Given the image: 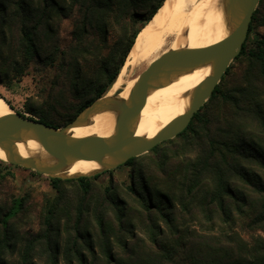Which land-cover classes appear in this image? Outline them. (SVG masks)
<instances>
[{"label":"trees","instance_id":"obj_1","mask_svg":"<svg viewBox=\"0 0 264 264\" xmlns=\"http://www.w3.org/2000/svg\"><path fill=\"white\" fill-rule=\"evenodd\" d=\"M165 1L0 0V83L39 69L42 94L19 113L62 128L108 93ZM70 18L72 41L62 48L60 26ZM258 28L264 0L236 59L245 57L247 69L230 84V67L177 137L186 148L174 155L178 165L165 155L124 189H98L101 175L51 179L59 196L47 202L37 234L18 246L12 221L25 199L0 218V264H264V35L247 50ZM64 183L76 184L77 196L64 194Z\"/></svg>","mask_w":264,"mask_h":264},{"label":"water","instance_id":"obj_2","mask_svg":"<svg viewBox=\"0 0 264 264\" xmlns=\"http://www.w3.org/2000/svg\"><path fill=\"white\" fill-rule=\"evenodd\" d=\"M261 0H230V11L238 19L236 30L221 42L203 49L178 50L163 55L142 72L127 100L117 103L116 122L106 137L76 136L70 131L82 125L94 110L109 111L101 103L102 98L84 109L75 120L62 128H56L15 111L8 104L10 114L0 116V146L9 164L32 170L52 179L73 180L94 177L126 165L130 160L148 154L160 144L177 138L190 126L192 120L212 98L231 64L240 56L247 42L251 24ZM211 64L212 76L196 88L186 113L160 130L152 138L135 139L128 134L140 120L143 109L152 93L154 84L170 75L186 72ZM22 143L44 156L53 159L57 166L47 162L33 163L12 152V147ZM77 163H98L104 170L92 176L63 178L60 173Z\"/></svg>","mask_w":264,"mask_h":264},{"label":"bare ground","instance_id":"obj_3","mask_svg":"<svg viewBox=\"0 0 264 264\" xmlns=\"http://www.w3.org/2000/svg\"><path fill=\"white\" fill-rule=\"evenodd\" d=\"M230 0H166L154 18L139 33L133 49L118 78L102 98L101 103L114 110H94L82 125L70 133L76 136L106 137L114 126L118 112L117 103L127 100L139 75L163 55L178 50H197L213 46L237 27L238 19L230 11ZM212 76V65L207 64L186 72L158 80L143 109L139 122L128 131L135 139L152 138L190 106L196 88ZM6 101L0 96V116L10 114ZM12 152L33 163L47 162L42 153L17 143ZM0 159L5 154L0 146ZM48 164L56 167L55 160ZM104 170L93 163H77L60 173L63 178L92 176Z\"/></svg>","mask_w":264,"mask_h":264},{"label":"rangeland","instance_id":"obj_4","mask_svg":"<svg viewBox=\"0 0 264 264\" xmlns=\"http://www.w3.org/2000/svg\"><path fill=\"white\" fill-rule=\"evenodd\" d=\"M72 22L73 18H70L65 20L60 26V44L62 48H67L72 41ZM263 35L264 28L254 29L250 34L247 50L256 49ZM230 67H232L231 72L233 76H225L224 81H222L229 82L230 84L237 83L244 70L247 69L248 61L243 57L238 61L235 60ZM43 80L44 73L39 72V69L31 68L28 71V75L21 81L17 80L12 83L11 81H7L9 82L8 86L0 83V96L15 111L24 112L27 101L30 98H36V96L42 94ZM158 147L156 152L151 151L148 154L138 157L134 166H121L115 170L101 174V177L93 181L92 185L99 189L113 182L122 187L121 189H124V187L131 184V178L134 173L141 172L142 169L145 171L152 169L165 155L170 156L172 160L171 166L173 168V166L178 165V159L173 160L176 152L182 154V151H186L185 146H183V141L177 138L164 142ZM51 179L46 175L9 164L0 159V218L12 207L14 200L25 199L24 209L12 221V228L18 237V246H21L25 238L37 234L40 231L47 202H52L59 196V192L53 187ZM96 187L95 192L99 193L100 190ZM62 189L63 193L69 198L77 196L79 191L76 184L64 183L62 184ZM259 234L260 232H249L245 233L244 236L250 239L251 236H257Z\"/></svg>","mask_w":264,"mask_h":264}]
</instances>
